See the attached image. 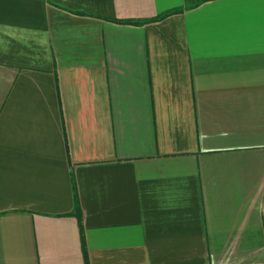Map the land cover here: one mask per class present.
I'll return each mask as SVG.
<instances>
[{
  "label": "crops",
  "instance_id": "crops-1",
  "mask_svg": "<svg viewBox=\"0 0 264 264\" xmlns=\"http://www.w3.org/2000/svg\"><path fill=\"white\" fill-rule=\"evenodd\" d=\"M0 264H264V0H0Z\"/></svg>",
  "mask_w": 264,
  "mask_h": 264
},
{
  "label": "trees",
  "instance_id": "trees-1",
  "mask_svg": "<svg viewBox=\"0 0 264 264\" xmlns=\"http://www.w3.org/2000/svg\"><path fill=\"white\" fill-rule=\"evenodd\" d=\"M74 203H75L76 206L78 205L76 197L74 198Z\"/></svg>",
  "mask_w": 264,
  "mask_h": 264
}]
</instances>
